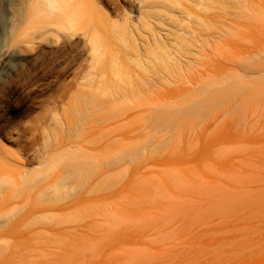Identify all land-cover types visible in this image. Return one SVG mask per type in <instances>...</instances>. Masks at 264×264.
I'll return each instance as SVG.
<instances>
[{
    "label": "rangeland",
    "instance_id": "374dc122",
    "mask_svg": "<svg viewBox=\"0 0 264 264\" xmlns=\"http://www.w3.org/2000/svg\"><path fill=\"white\" fill-rule=\"evenodd\" d=\"M37 1L0 0V264H264V0Z\"/></svg>",
    "mask_w": 264,
    "mask_h": 264
},
{
    "label": "bare ground",
    "instance_id": "6f19581e",
    "mask_svg": "<svg viewBox=\"0 0 264 264\" xmlns=\"http://www.w3.org/2000/svg\"><path fill=\"white\" fill-rule=\"evenodd\" d=\"M65 3H63V5L64 4L65 5L63 6V8H61L58 6L57 0H38L35 5V8L38 9V11H47V12L51 11V13L52 12L57 13L58 12L57 10L64 11L65 8L68 10L75 8V5H73V3L72 4L70 2H65ZM142 4L143 3H141V5ZM20 15H21V12L17 16H20ZM59 17L65 20L64 16H56V18H59ZM61 19H59V21ZM19 20H20V17H19ZM19 20L18 22H20ZM64 20L59 23L56 21L53 24L35 26L34 27V47H36L38 43L40 42L56 44L61 40V42L63 43L65 41H68L75 34H77L76 30L73 29V26L71 25V23L69 21H66V20L64 21ZM15 28L13 26L11 30L12 37L14 35ZM17 89H18V86L12 87L13 91H16ZM31 142L34 144V138L32 139ZM32 143L26 144L20 141L16 142V146L18 148L17 150L18 156L17 158L16 157L14 158L18 160V161L16 160L17 163L22 165L23 170H19L17 172L14 171L15 173H13L9 168H6L0 164V235H12V234H17L21 232L19 226L23 222L30 221L31 217H34V203L32 199L34 194L25 192L24 196L15 194L12 197L4 191V188L7 187V182H9L10 180H14L16 184L24 183V185L27 188L33 187L32 185L33 181H29V180L33 178L34 176L33 174L27 172V169L32 165V160H30V157H29L31 154V151L33 150ZM12 156L13 155L10 152L6 151V152L1 153L0 158L8 162ZM13 219H15L13 225L6 226L7 224L11 223Z\"/></svg>",
    "mask_w": 264,
    "mask_h": 264
}]
</instances>
